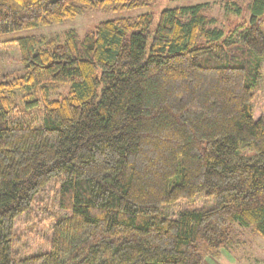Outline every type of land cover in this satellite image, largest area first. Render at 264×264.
<instances>
[{"label": "trees", "instance_id": "trees-1", "mask_svg": "<svg viewBox=\"0 0 264 264\" xmlns=\"http://www.w3.org/2000/svg\"><path fill=\"white\" fill-rule=\"evenodd\" d=\"M159 0H0V35L93 10ZM101 21L80 38L13 39L20 74H0V264H204L239 230L264 238V0ZM66 92L54 97L58 90ZM17 115V116H16ZM52 202L48 250L19 257L15 220ZM203 196L213 206L163 208Z\"/></svg>", "mask_w": 264, "mask_h": 264}, {"label": "rangeland", "instance_id": "rangeland-1", "mask_svg": "<svg viewBox=\"0 0 264 264\" xmlns=\"http://www.w3.org/2000/svg\"><path fill=\"white\" fill-rule=\"evenodd\" d=\"M230 0H159L154 7L143 8L140 10H124L116 12H105L102 10H93L75 17L73 20L65 21L61 24L49 26H38L37 28L19 31L10 34L0 35V74H10L12 77L20 74L21 66L19 64V51L17 44L13 39L24 36H44L61 37L68 30H75L77 35L82 38L87 32L91 31L95 25L101 21L118 17L137 16L150 11H157L163 7L189 6L194 4H207L210 7V13L216 17L224 30H229L228 22L238 23L241 20H247L248 15L245 11L242 15H224L223 7ZM237 3H248L251 0H233ZM264 32V26L262 27ZM261 74L264 80V60L261 62ZM66 92L65 88L58 90L54 97ZM17 116V115H16ZM253 116L257 119L264 116V84H261L255 92L253 99ZM56 187L49 185L46 187L47 199H43V205L52 213L53 217L36 213V210H30L15 220L14 233L16 235L14 250L19 257H27L33 254L45 252L48 250L46 240L50 233L48 223L55 217L68 215V212L57 207L52 202ZM214 203L208 202L203 196H197L194 202L188 203L179 201L169 205L162 210V215L167 218H176L178 213L183 210L202 209L213 206ZM241 234L239 243L231 250H220L216 256L204 257V264H264V238L255 236L249 231L239 230Z\"/></svg>", "mask_w": 264, "mask_h": 264}]
</instances>
